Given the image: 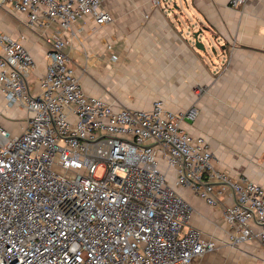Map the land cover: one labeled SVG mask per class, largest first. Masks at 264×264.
<instances>
[{
  "label": "built area",
  "instance_id": "2783aa9c",
  "mask_svg": "<svg viewBox=\"0 0 264 264\" xmlns=\"http://www.w3.org/2000/svg\"><path fill=\"white\" fill-rule=\"evenodd\" d=\"M101 4L0 0L46 45L32 85L25 35L0 33V94L27 115L19 134L0 125V264H194L216 241L188 225L180 188L222 207L230 244H264V184L216 169L206 138L183 125L190 113L160 98L132 108L83 90L65 32L86 15L112 21Z\"/></svg>",
  "mask_w": 264,
  "mask_h": 264
},
{
  "label": "crops",
  "instance_id": "0c3cea01",
  "mask_svg": "<svg viewBox=\"0 0 264 264\" xmlns=\"http://www.w3.org/2000/svg\"><path fill=\"white\" fill-rule=\"evenodd\" d=\"M189 1L102 0L112 21L98 25L86 15L66 30L70 64L86 93L114 105L146 109L160 98L169 109L190 113L183 125L206 138L216 169L264 184V0H247L239 9L229 0ZM23 20L0 6V33L25 35L34 85L45 71L46 45ZM198 29L207 42L200 41L202 48L192 38ZM21 112L24 129L26 112L0 94L2 127ZM178 192L190 205L188 225L216 241L194 264H264V244H230L221 206L207 205L187 188Z\"/></svg>",
  "mask_w": 264,
  "mask_h": 264
},
{
  "label": "rangeland",
  "instance_id": "374dc122",
  "mask_svg": "<svg viewBox=\"0 0 264 264\" xmlns=\"http://www.w3.org/2000/svg\"><path fill=\"white\" fill-rule=\"evenodd\" d=\"M167 3H170L172 5V3H177L178 5H182V1L183 0H165ZM161 3H164V0H161ZM187 3H190L189 0H187ZM187 16H190L189 14H187ZM193 26L194 23H192ZM197 31V30H196ZM198 40L202 41V43H204L205 45H207V42L205 41V39L203 38L202 34L198 35ZM212 40V38H211ZM21 114H23V112H21L19 114V117H17L15 119V122H3V126L6 130H8L10 132V134L12 135H16L22 132L23 129V123H24V115L22 116ZM101 171L100 169L96 171V175H100ZM192 225V224H191ZM195 227V226H193ZM199 230V229H198Z\"/></svg>",
  "mask_w": 264,
  "mask_h": 264
},
{
  "label": "water",
  "instance_id": "95a60500",
  "mask_svg": "<svg viewBox=\"0 0 264 264\" xmlns=\"http://www.w3.org/2000/svg\"><path fill=\"white\" fill-rule=\"evenodd\" d=\"M202 29H198L197 31L192 32V38L194 40V44L197 48H202V44L198 40V35L201 33Z\"/></svg>",
  "mask_w": 264,
  "mask_h": 264
}]
</instances>
